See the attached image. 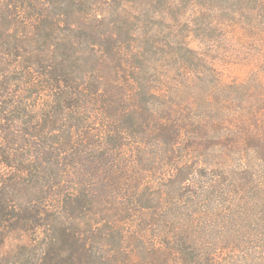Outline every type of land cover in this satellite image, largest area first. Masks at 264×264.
I'll return each mask as SVG.
<instances>
[{"label": "trees", "instance_id": "1", "mask_svg": "<svg viewBox=\"0 0 264 264\" xmlns=\"http://www.w3.org/2000/svg\"><path fill=\"white\" fill-rule=\"evenodd\" d=\"M222 41L264 69V0H0V264H264V80Z\"/></svg>", "mask_w": 264, "mask_h": 264}, {"label": "rangeland", "instance_id": "2", "mask_svg": "<svg viewBox=\"0 0 264 264\" xmlns=\"http://www.w3.org/2000/svg\"><path fill=\"white\" fill-rule=\"evenodd\" d=\"M191 47L193 49H202L200 48L196 39L192 40ZM213 47L214 48L211 49L205 48V51L211 53L210 54L211 55L210 60H212L211 64L213 65V68H215L216 70L222 71L226 75L231 71H233L234 73L236 71H240V73L245 77L252 76L253 78L255 77V79L263 78L262 80H264V69H262L260 67V63H258L257 53L256 55H251L248 58H245L243 63L240 64L242 61V57L244 56L245 53L243 52V48L240 47L237 42L234 43H228L227 41H222L220 43L217 42V46H213ZM237 65H239L238 68L236 67ZM251 69H254L255 71L254 75L253 72H250ZM210 82H211L210 80H207L205 83L209 84Z\"/></svg>", "mask_w": 264, "mask_h": 264}]
</instances>
